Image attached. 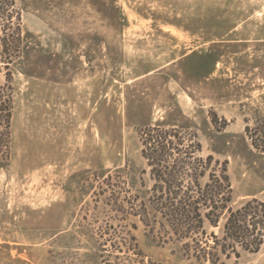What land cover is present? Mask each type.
<instances>
[{
  "label": "rangeland",
  "instance_id": "rangeland-1",
  "mask_svg": "<svg viewBox=\"0 0 264 264\" xmlns=\"http://www.w3.org/2000/svg\"><path fill=\"white\" fill-rule=\"evenodd\" d=\"M14 2L22 50L11 77L0 63L12 94L0 119V264H264V242L214 263L187 256L152 206L169 184L142 154L149 126L169 130L226 167L230 206L264 201V0ZM224 220L204 217L210 241Z\"/></svg>",
  "mask_w": 264,
  "mask_h": 264
},
{
  "label": "trees",
  "instance_id": "trees-1",
  "mask_svg": "<svg viewBox=\"0 0 264 264\" xmlns=\"http://www.w3.org/2000/svg\"><path fill=\"white\" fill-rule=\"evenodd\" d=\"M20 16L21 13L15 9L14 0H0V31L4 33L0 38V63L6 67L8 77L12 74L9 66L22 50ZM9 89L10 83L5 87L0 85V119L8 123L12 108ZM155 128L157 127L149 126L145 130L147 137L143 139L142 154L153 167V177L169 186L156 188L152 206L154 210L167 214V224L173 228L179 240H186L185 254L198 260L210 259L214 263L219 252L238 256V246L247 251L259 250L264 242V201L252 197L237 207L230 206L232 186L226 167H222L217 173L211 166L212 155L203 157L200 154L199 142L184 145L183 137L170 140L172 134L169 130L155 133ZM174 152H179L182 156L179 157V165H173L168 170L162 169L163 163ZM191 155L194 161L187 162L186 157ZM209 168L212 170L209 171ZM207 171L208 178L202 184L200 178L206 176ZM185 179L190 182L186 186L183 184ZM173 183L179 184V187L172 188ZM224 212L222 236L212 232L213 239L210 241L204 227V217L211 225L217 226L220 215ZM138 214L143 216L145 225L151 224L144 212L140 211Z\"/></svg>",
  "mask_w": 264,
  "mask_h": 264
}]
</instances>
